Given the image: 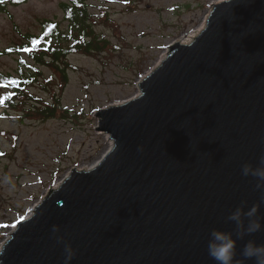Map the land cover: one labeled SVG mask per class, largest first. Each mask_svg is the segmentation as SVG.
<instances>
[{"label": "water", "instance_id": "1", "mask_svg": "<svg viewBox=\"0 0 264 264\" xmlns=\"http://www.w3.org/2000/svg\"><path fill=\"white\" fill-rule=\"evenodd\" d=\"M212 10L193 43L168 48L138 98L98 113L115 146L18 222L0 264H64L58 236L75 250L71 264H215L208 233L235 238L226 218L242 201L264 225L256 180L241 175L264 155V0ZM249 238L264 243V227L238 249Z\"/></svg>", "mask_w": 264, "mask_h": 264}, {"label": "rangeland", "instance_id": "2", "mask_svg": "<svg viewBox=\"0 0 264 264\" xmlns=\"http://www.w3.org/2000/svg\"><path fill=\"white\" fill-rule=\"evenodd\" d=\"M222 1L85 0L100 51L68 56L66 81L52 69L33 72L34 83L23 90L33 103H22L25 113L0 117V250L17 223L61 180L109 152L97 130L98 113L141 95L142 79L160 67L168 48L207 26L212 8ZM64 2L32 0L0 13V52L15 50L0 56V74L18 78L20 60L35 65L20 46L38 36L45 22H56L71 34Z\"/></svg>", "mask_w": 264, "mask_h": 264}, {"label": "trees", "instance_id": "3", "mask_svg": "<svg viewBox=\"0 0 264 264\" xmlns=\"http://www.w3.org/2000/svg\"><path fill=\"white\" fill-rule=\"evenodd\" d=\"M30 1L32 0H0V13L7 14L9 8L19 7ZM61 7L70 24L68 29L71 34L67 36V33L59 28L58 23L47 21L38 36L29 37L26 43L20 46L23 47L22 52L27 53L35 65L31 66L20 60L18 78H13L14 76L9 74H0V117L7 116L10 112L25 113L22 107L33 103L29 94L23 92L34 83L36 77L32 76L33 72L40 75L41 68L52 69L61 72L62 78L66 81L67 71L70 70L66 61L68 56L79 51L86 54L100 51V42L93 27L90 26L91 19L85 0H65ZM64 44L66 46H63ZM14 51L10 47L0 52V56L12 55ZM20 95L22 96L19 97ZM23 102L26 105L22 104ZM41 109L46 113V107L41 106ZM49 113L53 116L55 112Z\"/></svg>", "mask_w": 264, "mask_h": 264}, {"label": "clouds", "instance_id": "4", "mask_svg": "<svg viewBox=\"0 0 264 264\" xmlns=\"http://www.w3.org/2000/svg\"><path fill=\"white\" fill-rule=\"evenodd\" d=\"M241 175L252 177L256 180L255 188L261 193V200L264 201V155H261L255 164L246 162L241 166ZM246 202L242 201L239 206L232 210L227 216V220L236 224V237L231 231H223L213 228L208 233L206 250L208 256L215 264H234V260L239 255L244 262L251 264H264V243L257 242L255 239H247L242 247L238 249V240H244L245 236L252 237L261 231V218L257 216L258 205H252L245 211ZM248 219L247 227L243 225V219ZM53 233H57L59 228L53 226ZM57 243L63 244L64 264H71L75 257V250L70 243L62 237H56Z\"/></svg>", "mask_w": 264, "mask_h": 264}, {"label": "bare ground", "instance_id": "5", "mask_svg": "<svg viewBox=\"0 0 264 264\" xmlns=\"http://www.w3.org/2000/svg\"><path fill=\"white\" fill-rule=\"evenodd\" d=\"M211 14V13H210ZM209 17H210V15L208 16V19H209ZM208 19H207V22H208ZM206 26V24H204L203 26H201V28L200 29H198L195 33H193V34H191V35H189V36H186V37H184L182 40H180V41H178V44H182V45H190V43L191 42H194L202 33H203V31H204V29L206 28L205 27ZM169 51H168V54H167V56L165 55L164 57H163V60L162 61H165L169 56ZM162 63V62H161ZM161 63L158 65V67L161 65ZM150 76V75H149ZM149 76H146L145 77V79L146 78H148ZM144 78L142 79V80H145ZM140 95H138V96H136L135 98H138ZM134 98V99H135ZM119 105H123V103H121V104H119ZM113 106H118V105H112L111 107H113ZM104 136H105V138H106V141L108 142V144L110 145V147H111V149L110 150H108L109 152H107L106 153V155L108 154V153H110L111 152V150L113 149V147L115 146V142H114V140L113 139H111V136L110 135H108V134H104ZM113 144H114V146H113ZM113 146V147H112ZM104 157H105V155H104ZM103 157V158H104ZM102 161V159L100 160V162ZM100 162L98 161V162H96L93 166H91L90 168H87V169H81V170H79V169H76L77 171H79V172H81V171H92V170H94V169H96L99 165H100ZM89 169V170H88ZM72 176V173H71V175L69 176H67L66 178H64L63 180H61L60 181V183L59 184H57L56 185V187H54L53 188V191L51 192V193H49L47 196H46V198H44L45 199V201H46V199H48L50 196H51V194L52 193H55V192H57V191H59L60 189H61V187L63 186V184L67 181V179L68 178H70ZM65 187V186H64ZM63 188V187H62ZM45 201H42V202H45ZM42 202L39 204V205H36L34 208H33V210L31 211V213L30 214H28V216L26 217V218H24L23 220H22V222H25V221H29L30 219H32L33 217H34V215H35V209H38V208H41V206L43 205L42 204ZM42 204V205H41ZM41 205V206H40ZM40 206V207H39ZM17 226H15L14 227V229H13V232H15L16 230H17ZM15 234V233H14ZM17 234V233H16ZM9 238H11V234L8 236V239ZM5 244V243H4ZM2 245V247H1V250L3 249V247L5 246V245ZM0 250V251H1Z\"/></svg>", "mask_w": 264, "mask_h": 264}, {"label": "built area", "instance_id": "6", "mask_svg": "<svg viewBox=\"0 0 264 264\" xmlns=\"http://www.w3.org/2000/svg\"><path fill=\"white\" fill-rule=\"evenodd\" d=\"M191 43H192V42H191ZM191 43H190V44H191Z\"/></svg>", "mask_w": 264, "mask_h": 264}]
</instances>
